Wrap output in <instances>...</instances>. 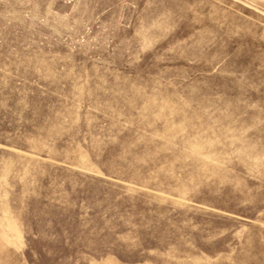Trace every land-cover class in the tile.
<instances>
[{"label":"rangeland","instance_id":"374dc122","mask_svg":"<svg viewBox=\"0 0 264 264\" xmlns=\"http://www.w3.org/2000/svg\"><path fill=\"white\" fill-rule=\"evenodd\" d=\"M0 264H264V0H0Z\"/></svg>","mask_w":264,"mask_h":264}]
</instances>
